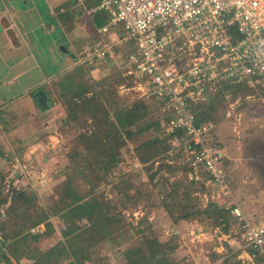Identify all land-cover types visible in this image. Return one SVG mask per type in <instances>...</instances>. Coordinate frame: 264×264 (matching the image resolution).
Segmentation results:
<instances>
[{"label": "rangeland", "instance_id": "1", "mask_svg": "<svg viewBox=\"0 0 264 264\" xmlns=\"http://www.w3.org/2000/svg\"><path fill=\"white\" fill-rule=\"evenodd\" d=\"M40 1L39 5L42 6L43 0ZM61 1L66 0H59ZM91 15V12H86L88 20H91ZM114 51L113 59L96 60L92 65L82 66L77 60L81 52L77 53L74 68L50 87V90H54V94L50 92L52 109L43 114H38L37 111L32 114L28 110L15 112L25 122L26 118H31V126L41 122L42 126L39 125L34 137L27 130L31 126L26 124L24 138L20 137L16 142L11 130H8L11 125L10 114H2L8 115V121L7 117L0 116V172L3 178L1 194L6 199V204L0 209V224H4L5 232L10 233L16 229V225H28L47 217L49 226L43 222L22 233L24 247L31 250L35 246L44 252L58 242H63L61 232L65 224L51 212L58 209L65 191L64 185H69L78 194L92 195L99 201L107 202L109 214L122 221L121 227L118 228V224L114 227L117 231H114L113 240L106 239L91 248V261H84L83 264H125L123 251L141 245L144 236L155 237L169 247L178 246L169 255L176 264H264L258 257L250 255L248 248L252 247L243 240V231L237 221L232 222L229 233H224L220 227H214L208 221L177 223L171 220L164 210V204L168 202L165 190L173 188L174 184H186L191 179L189 172L181 165L180 158L177 162L173 158L172 165H166V155L146 164L137 161L134 150L138 143L152 137L151 132L135 136L131 141L126 140L124 146L116 149L120 154V162L105 175L106 180H96L93 167L87 166L86 160L90 154L76 140L82 132L93 130L89 120L81 125L77 122L68 123L65 119L66 102L72 97V92L93 89L111 116L121 107H129L132 102L141 98L151 106L144 122L160 120L162 115L152 103L155 99L142 95L145 87L139 89L135 78L129 73L127 46L119 43L114 46ZM224 86L226 85L220 84L216 87V94L220 97L217 101L219 104L214 112L215 121L209 124L213 126L211 135L214 142L222 155L227 157L225 165L230 180L228 193L224 195L217 187L208 183L205 173H201L205 180L198 181L200 180L203 188L195 184L193 195L202 206H206L208 202L226 208L237 206L248 222L264 229V106L259 100H245L246 96L240 91L242 88L232 87L224 93ZM35 137L40 141L39 146L32 143ZM15 160L20 171L14 172L12 169ZM234 160L238 167L241 165L242 171L244 168L246 172L249 170L246 174H241H244L243 187H247L252 193L248 200L241 198L237 186L231 184L235 180L233 174L236 175L235 166L231 165ZM128 184L130 189L126 188ZM136 190L140 191L142 197L135 195ZM258 190L262 191V195H257ZM124 192L129 197H125ZM80 225L88 224L86 220H82ZM38 227V232H31ZM61 264L77 263L68 258L62 260Z\"/></svg>", "mask_w": 264, "mask_h": 264}, {"label": "built area", "instance_id": "2", "mask_svg": "<svg viewBox=\"0 0 264 264\" xmlns=\"http://www.w3.org/2000/svg\"><path fill=\"white\" fill-rule=\"evenodd\" d=\"M96 9L109 16L110 25L120 24L123 33L99 39L80 53L78 64L113 59L115 45L132 41L129 73L139 89L145 87L142 95L161 101V111L170 114L165 133L182 130L185 135L169 140L166 163L172 164L174 149L183 145L190 179L205 173L208 183L226 195L223 155L211 135L213 126H196L191 108L206 102L220 84L251 87L254 93L245 100L264 106V0H100ZM12 169H20L17 160ZM231 214L244 222L243 240L264 254V229L248 222L237 206Z\"/></svg>", "mask_w": 264, "mask_h": 264}, {"label": "trees", "instance_id": "3", "mask_svg": "<svg viewBox=\"0 0 264 264\" xmlns=\"http://www.w3.org/2000/svg\"><path fill=\"white\" fill-rule=\"evenodd\" d=\"M100 0L93 4L97 7ZM110 18L105 13L103 24H109ZM110 28H118L116 34L121 36L123 33L120 24ZM127 46V56L134 51L135 47L132 41L122 43ZM239 87L244 96L254 93V89L248 86L226 85L225 92L229 88ZM223 88V89H224ZM238 88V89H239ZM237 89V90H238ZM90 94V96H88ZM219 95L214 94L209 97L206 102H201L191 108V112L195 115L196 126L213 123L214 112L219 100ZM152 100V99H151ZM157 111L162 113L160 120H152L144 122V118L149 115L151 106L144 99H137L127 107H121L110 115L107 107L102 103L101 98L94 93V90L88 91L83 89L72 92V97L66 102V116L68 123L77 122L81 125L89 123L93 130L84 131L76 138L78 144H83L87 154V166H92L93 173H96V180H106V176L112 168L120 162V154L117 148L125 145L126 140H130L139 135L152 133L149 140L141 141L135 148V156L140 164H146L152 160L166 155L171 146L169 140L173 136L178 138L185 137L182 130L173 133H165V122L170 118L169 113L161 111L162 102L152 100ZM51 103H53L51 101ZM131 127H134L132 129ZM174 158H180L181 165L186 168V172H190L185 160L184 146L174 149ZM166 165H172L166 163ZM2 174L0 172V209L6 204V199L2 197ZM200 179L202 176L200 174ZM205 180V179H203ZM200 181V180H199ZM191 179L188 183L174 184L165 195L168 202L164 204V210L168 213L173 222H203L208 221L214 227H220L224 233H229L233 221H237L243 231L244 222L238 221L232 214L231 207H222L214 202H208L206 206H202L199 200L193 195V186L199 184L203 188L201 182ZM65 191L60 199V205L57 210L52 211V215L60 217L65 226L61 232L63 242H58L48 250L41 252L35 246L28 250L25 246V239L22 233L31 227H36L40 223L46 222L49 226L47 217L37 219L28 225H16V229L10 233L5 232L4 224H0V264H61L62 260L72 258L77 264H83L84 261H91L90 249L104 240H113L114 228L118 224V228L122 226V221L116 216L109 214L107 202L99 201L94 196L81 195L73 191L69 185H64ZM94 188V186H92ZM130 189V186H126ZM118 191L120 192L119 188ZM125 197H129L124 192ZM135 195L140 198V191L136 190ZM148 196V195H146ZM82 220H86L87 226H81ZM24 247V248H23ZM169 247L167 244L160 243L157 238L144 236L143 242L139 246L127 248L123 251L125 264H176L172 262L169 255L177 248ZM27 251H26V250ZM250 255L256 256L264 262V254L254 248H248ZM94 264V263H90Z\"/></svg>", "mask_w": 264, "mask_h": 264}, {"label": "crops", "instance_id": "4", "mask_svg": "<svg viewBox=\"0 0 264 264\" xmlns=\"http://www.w3.org/2000/svg\"><path fill=\"white\" fill-rule=\"evenodd\" d=\"M96 1L43 0L40 6V0H0V116L7 117L8 121V115L2 114H10L11 125L8 130H11L16 142L20 137L24 138L25 126H31L29 122L32 120H20L15 112L28 110L32 114L36 111L43 114L52 109L50 92L54 94V90H50V87L74 68L75 55L93 47L98 41L94 39H113L117 36L110 24L102 23L105 13L91 5ZM86 12L92 13L91 20L86 17ZM103 28L107 30L102 34L99 30ZM40 91L46 94L51 103L44 111L35 97ZM39 125L42 126L41 122L27 128L33 137L39 130ZM37 137L32 143L39 146ZM226 158L223 155L222 167L227 183L229 181L230 184ZM231 165L236 169V175L233 174L235 180L231 184L237 186L241 198L248 200L252 193L247 187H243L242 178L249 170L246 172L244 168L242 171L243 168H240L241 165L238 167L235 160ZM257 195H262V191L258 190ZM234 196L237 197L238 194Z\"/></svg>", "mask_w": 264, "mask_h": 264}, {"label": "water", "instance_id": "5", "mask_svg": "<svg viewBox=\"0 0 264 264\" xmlns=\"http://www.w3.org/2000/svg\"><path fill=\"white\" fill-rule=\"evenodd\" d=\"M35 97H36V101L39 104L42 111L48 109L51 106V103H50L48 97L46 96V94L44 92H42V91L37 92L35 94Z\"/></svg>", "mask_w": 264, "mask_h": 264}]
</instances>
